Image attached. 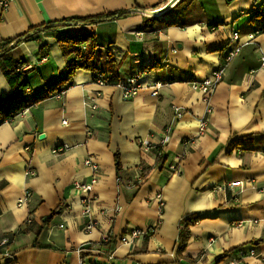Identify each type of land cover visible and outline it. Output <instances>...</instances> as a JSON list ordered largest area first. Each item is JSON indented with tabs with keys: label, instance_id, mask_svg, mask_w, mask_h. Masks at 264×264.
<instances>
[{
	"label": "crops",
	"instance_id": "1",
	"mask_svg": "<svg viewBox=\"0 0 264 264\" xmlns=\"http://www.w3.org/2000/svg\"><path fill=\"white\" fill-rule=\"evenodd\" d=\"M263 3L13 0L0 7V41L20 38L11 54L23 64L31 98L66 74L59 36L92 34L98 43L95 72L76 70L62 95L0 123V264H103L102 251L89 247L132 228L149 233L117 244L113 264H226L233 251L250 247L256 256L242 263L264 264V31L256 34L264 18H255ZM110 14L118 15L102 17ZM88 17L91 23H63ZM236 45L239 54L204 100L191 83L211 76ZM98 76L105 85L95 83ZM130 77L141 88L125 100L115 83ZM9 94L0 71V99ZM202 119L206 129L199 133ZM61 145L68 148L52 152ZM86 158L98 166L89 216L72 186L91 179ZM171 165L177 174L170 175ZM142 167L149 173L138 188L118 183L134 182ZM25 190L30 197L18 207ZM192 214L200 220L190 228L184 259H177L178 222ZM89 219L97 225L85 232Z\"/></svg>",
	"mask_w": 264,
	"mask_h": 264
},
{
	"label": "trees",
	"instance_id": "2",
	"mask_svg": "<svg viewBox=\"0 0 264 264\" xmlns=\"http://www.w3.org/2000/svg\"><path fill=\"white\" fill-rule=\"evenodd\" d=\"M165 3L166 2L159 4V6L154 9H148L146 12L153 13L159 8L165 6ZM180 3L181 2H179L176 7H178ZM116 15L118 14H110L102 17L113 18L116 17ZM121 16L122 14L119 15V17ZM255 18L257 19V22H260V18H264V3L257 7ZM92 21L93 18L90 17L70 18L64 19L63 23L85 24L91 23ZM44 27H46V29H53L49 26ZM258 31L263 32L264 26ZM19 39L20 38L12 41H0V71L11 88V94L0 99V123L14 118L21 110L29 108L33 104H37L57 93L65 91L69 86L72 85V77L76 70L80 69L88 72L96 71L95 58L98 48L96 37L92 34L61 35L56 39V42L65 61L66 74L57 82L46 86L37 97L31 98L30 94L26 92L28 83L25 79V72L22 70L23 64L19 61H16L11 54L13 48L20 43ZM11 44L13 45L11 46ZM81 45H84L83 50H81ZM114 164L117 173L120 172L121 165L118 152H115L114 154ZM148 173L149 168L142 167L140 171V181L132 182L133 186L138 188L139 185L144 182ZM118 181L122 182V179L119 178ZM125 183L123 182V184ZM199 220L200 217L192 214L182 218L178 222V236L175 252L177 259H184L182 254L185 252L190 239V228L194 226ZM239 249L243 248H238L232 253L237 252ZM225 257L226 256H222L219 260L224 259Z\"/></svg>",
	"mask_w": 264,
	"mask_h": 264
},
{
	"label": "built area",
	"instance_id": "3",
	"mask_svg": "<svg viewBox=\"0 0 264 264\" xmlns=\"http://www.w3.org/2000/svg\"><path fill=\"white\" fill-rule=\"evenodd\" d=\"M13 0H1L0 1V7L2 10H6L9 6V4ZM261 33L260 31H257L256 34ZM232 39L234 41L238 40V34L233 33L232 34ZM240 47L236 45V47H233L232 49L228 50L225 54L223 63L221 66L211 74L208 78L203 79L200 82H193L191 83V88L193 90H198L203 94V97L205 98L204 100H207L212 93L214 92L216 86L218 83L221 81L223 77V72L224 68L226 65L235 57L239 54L240 52ZM262 63L264 64V58H262ZM107 80L103 78L102 76L96 77L95 83L99 86L105 85ZM115 86L118 87L121 90V94L123 99L128 100L130 98H133L138 90L141 88V83L138 82V80L134 77L126 78L124 80H119L118 82L115 83ZM160 84L156 83L154 84L155 90L153 91L152 95L156 96L157 95V89L159 88ZM63 92L58 93L56 96L59 97L62 95ZM175 112V118L180 119L182 117V112L179 108H174ZM211 110L207 109V113H210ZM206 124H207V119H202L199 121V126H198V132L202 133L206 129ZM168 131V130H167ZM167 131L165 132V136L162 138L160 141L158 147L160 149H164L166 147V144L168 142V136H167ZM137 144L141 145L144 148H149L150 143L147 139H138ZM68 148L67 145H61L57 148H54L52 150L53 153L58 154L59 152H63ZM84 164L88 167L91 168L93 175L89 182L83 183L79 181L73 182L72 186L75 190H78L80 192V203L83 207V213L86 216H89L91 213V193L93 192L94 186L97 183V177H96V172L98 171V166L95 162H93L90 158H86L84 160ZM170 170V175L171 174H177L179 172L178 167L175 165L169 166ZM141 171V169H140ZM30 171H27L26 174L30 175ZM140 181V173H138L134 177V182H139ZM118 183L123 184V182L118 181ZM231 186H237L239 185L238 182L231 183ZM124 186L128 189L134 188L133 183H125ZM30 197V192L25 190L24 196L18 199L17 201V206L22 207L26 204L28 198ZM158 200L159 207H163L164 203L163 200L161 199L160 195L156 196ZM116 211L119 212V208H116ZM97 223L95 220L89 219V221L86 223L84 230L85 232H91L92 230L95 229ZM149 232L145 230H140L136 228L130 229L128 232L121 234L119 236H113L111 234H108L104 237L101 238L100 242H98L96 245H92L89 247L91 251L95 252H101L103 253L105 260L103 264H113V249L117 244H133L134 241L136 240H141L146 236ZM210 242H213V239L209 240ZM256 256V251L254 248L250 247L249 249H239L237 252L233 253L230 259L226 264H243L242 261L246 259L247 257H255ZM79 264H87L84 263V261L79 262ZM93 264V263H89Z\"/></svg>",
	"mask_w": 264,
	"mask_h": 264
},
{
	"label": "water",
	"instance_id": "4",
	"mask_svg": "<svg viewBox=\"0 0 264 264\" xmlns=\"http://www.w3.org/2000/svg\"><path fill=\"white\" fill-rule=\"evenodd\" d=\"M43 137H44V135H43V134L39 135V138H43Z\"/></svg>",
	"mask_w": 264,
	"mask_h": 264
}]
</instances>
